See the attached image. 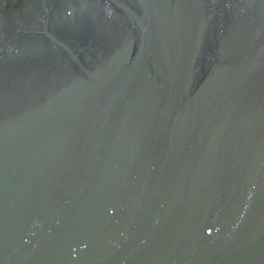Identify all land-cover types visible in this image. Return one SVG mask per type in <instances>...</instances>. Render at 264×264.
<instances>
[{
	"label": "water",
	"instance_id": "95a60500",
	"mask_svg": "<svg viewBox=\"0 0 264 264\" xmlns=\"http://www.w3.org/2000/svg\"><path fill=\"white\" fill-rule=\"evenodd\" d=\"M0 264H264V0H0Z\"/></svg>",
	"mask_w": 264,
	"mask_h": 264
}]
</instances>
